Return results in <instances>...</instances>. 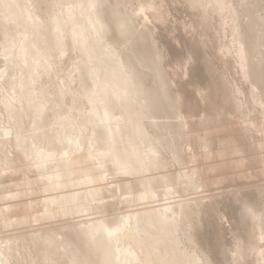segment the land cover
Segmentation results:
<instances>
[{
  "label": "rangeland",
  "instance_id": "374dc122",
  "mask_svg": "<svg viewBox=\"0 0 264 264\" xmlns=\"http://www.w3.org/2000/svg\"><path fill=\"white\" fill-rule=\"evenodd\" d=\"M13 1L17 0H0V12L9 18H16L12 13L14 10ZM37 1L38 0L35 2L34 0H25V2L18 1L20 6L18 3H16V6L22 9L28 7L29 10H34L35 12L40 8L41 11H38L37 14L41 19L46 21L50 18L52 11L46 9L43 3L40 5V0L38 6ZM65 1H67V3L69 2L68 0ZM118 1L115 3L114 0H109L114 7L117 6L121 13L128 15L132 24L134 23L133 26L136 33L141 37L140 38L136 35L139 37L141 51L144 54H147L145 56L148 59V66H139L137 70H140L141 67L144 68L140 70L144 74V84L155 90H158L159 88L158 92L164 99L161 100L162 104L160 106L162 108L160 107V109L152 111V113L154 112V115L156 114L154 116L151 112L147 113L144 108L140 106L142 104L141 102H138L139 98H137L136 92V95L133 96L131 90H126V88L123 90V94L126 96L125 98L129 95L128 99H126L128 103L126 100H123L125 102H122L117 97H114L112 101V97L108 95V102H113L110 106H115H112L114 109L111 107L114 111L112 110L113 114L111 115L113 117H111L112 121L110 120L109 123H112V125L115 126L118 122L117 119H120L122 125L117 124L116 128L118 131L116 132L120 134V139L123 140V142L126 140L124 145L128 146H126V148L128 149L127 151L129 152V155L135 158H140V155L143 154L144 151L146 152L150 149L151 144L155 146L154 149L158 154V162L161 163L163 167L160 168L158 172H153L152 177H158L163 174L165 176L164 179L167 181L169 180V186H165L166 183L163 182L164 179L161 182L152 180L153 188L155 187V194H159V197L157 196L159 199L149 203L147 200L142 201L141 198L140 200L138 199V197L144 193V188L140 186V176L136 174H122L119 169H116L111 161L105 162V164L102 163L101 166L103 167H101L100 164H98L99 166L97 165L98 162L96 163L95 158H88L86 162H84L85 160H82L83 163H81L82 161L78 163L79 161L77 158L81 155L83 159L86 158L87 155L92 156V154H95L93 153L95 151L94 146H91L93 144L91 139H88L89 143H87L86 140L87 138H90L94 132L93 130H95L92 129V125L94 124L93 128H95L96 125V129H98L97 125L99 122L101 123V121L98 119H96V121L94 119L95 121H90L89 123L90 104L87 102L88 100H86L85 96L87 90L89 91V89H92L91 87H93L95 79L93 80L90 78L93 75H91L90 70H93L92 67L87 65L89 61L88 58L86 59V52L79 49L75 40L73 41L74 38H72L71 34L66 30L70 28L71 22H69V25H66L67 28L65 29V32H63L64 36L62 38L64 44L60 45V43L56 41L53 44L52 41V48L50 47L48 58L51 63H54L49 64V71H46V74L45 71L42 70L43 73L41 72L39 73L40 75L38 74L36 76V81L31 84L29 90L26 89L27 93L25 92L23 94L22 99L25 101L24 103L26 106L23 102L22 105V100L18 101L14 98L16 100L14 101L13 99H10V96H14L13 90H11L13 84L11 83H13L15 79L20 78V76L23 77L22 74L30 69L31 66L26 67L25 64L20 66L21 63H14L15 60L13 58L11 59L9 56H6L5 58V55H3L1 51L3 46L2 43L6 45L9 37H11L10 40H18H15L18 45L20 36L25 32V30H23L25 27H23L24 25L22 21L20 22L21 25L19 22H8V25H5V29L2 31L1 23L0 95H3L4 100H6L5 98H8L9 101H14L12 103L13 105H16L14 109L16 113L14 110H4L5 106H3V103L5 101L0 96V138H2V140H0V255L3 256H0V258H3L0 263L2 264L5 261V264H13V262L14 264H78V262L80 263L81 261H79V259L76 261L74 258H76L81 251H84L86 254L88 253L86 251H89L90 253L93 252L92 255L89 253L88 256L87 261H89V264H102L104 260L107 262V255L101 247L102 244L99 245L100 249L94 247V250L91 238L96 237L98 234L101 235V232L103 235V231H107L105 230L107 228L112 229L116 227L124 215L139 213L142 209L144 210L146 207H149L150 204L155 206L159 204L161 205L166 202L165 198L169 196L168 198L170 201H175L177 199H182L184 202L187 200V202L191 201L190 203L185 202L187 205L186 207H188L189 210V215L184 221L183 219L180 220V226L178 224V228H176V237L178 236V247L181 251L185 250L184 252L189 254H192L193 252V255L197 257V262L195 264H264V133L263 135H260L257 132V129L251 128V135H254V138L251 135L241 134L244 131L245 126L251 122L256 125L260 123L259 125L262 128L261 121L263 119V113L258 105L256 106L253 97H251V94L253 93L251 83H249L250 81L248 78L247 80L244 76L242 77L241 69L238 66V59H235L236 54H232L235 53L232 33L230 34V31L232 32L233 29V27H230L232 26L230 23L233 24V20L229 17H224V15L220 14V12L214 7L208 6L205 9H201L194 0H122L123 3L121 0L120 2ZM257 1H259L261 5L259 8L260 11H257V14L264 15V0ZM73 4H75L74 1ZM63 6L61 5L60 10L65 12ZM142 7L144 8L142 9ZM4 9H8V11L4 12ZM111 9L112 8H110V10ZM122 10L125 12H122ZM1 21L3 20L0 18V22ZM223 23L226 26H224ZM120 39L122 38L112 31L107 34V42L109 41L110 44L113 43L112 45L116 49L115 51H117V49L120 50L121 48L119 51L120 53L124 50V52L129 54L130 52L125 50L126 46L123 47L124 44H121ZM230 40L232 41V44ZM103 41L99 44L101 47H106V41H104L105 43ZM10 42L8 41V43ZM78 42H80V40H78ZM91 42L95 43V41ZM117 46L121 47L117 48ZM225 47L228 48V52ZM61 51H63V53H61ZM225 52L228 53V56L225 55ZM63 54H65V56ZM112 56L115 59L116 56L113 54ZM222 56H224V58ZM226 57H228V59ZM8 58L12 62L8 61ZM122 58L125 60L126 54L123 53ZM52 59H54V61ZM104 59L105 57L103 56H100L99 58L100 61ZM114 59H112L113 61H109L111 66L106 67V69L115 67V69H112V73L116 72L118 76L121 75V79H124L122 76V70L120 69V71L118 69L117 60ZM116 59L118 58L116 57ZM59 60L61 61L60 63ZM100 61L98 62L99 66L102 64ZM74 64L77 65L75 68H73ZM89 64H91V62ZM53 65H56L57 67ZM78 66L80 68L76 69ZM21 67H25L26 70ZM82 67L83 69H81ZM22 69L25 71L23 70V72ZM35 69L41 70L39 67ZM106 69L103 70L102 75L100 76L103 80H106L107 83L109 76L107 71L109 69ZM55 70H57V72ZM77 70L80 71L78 72ZM82 70L84 73L87 72L85 73L86 75L90 73V75H87L89 76L88 78L84 73L81 76L82 78L77 77L79 76L78 73L82 72ZM21 71L22 74H20ZM97 71H99V69H97ZM159 71L162 74L163 82L158 79ZM3 72L6 73L4 74ZM33 72L35 73L36 70H33ZM92 73L95 74V72ZM41 75H46V78L43 76V80ZM66 75L67 77L65 78ZM1 79L5 83H3ZM49 79L51 80L49 81ZM54 80L56 87L54 86ZM60 80H62V82ZM59 82L65 85H62ZM69 83L70 85H68ZM81 84H84V86L82 85L84 88L85 86L86 88L87 86L89 87L87 89L85 88V96L82 95L84 94V90ZM108 84L110 85L109 82ZM61 86L63 90L61 89ZM65 86L68 87L65 88ZM157 86L158 88H156ZM123 87L124 82L116 80L115 84L112 85V87L110 85L108 88H113L114 90L119 91ZM57 91L61 92L58 93ZM199 92L206 93V97L201 96ZM110 93L112 92L109 91V94ZM166 94L168 95V98L164 97ZM77 96L80 100H78ZM82 97H85V99ZM165 99H168L169 101L167 100L168 102H165ZM258 99V101H263V98L261 97H258ZM27 100L28 104L26 103ZM163 102H165L164 107ZM122 103L125 104L126 109ZM36 105H44V107H46L43 114L40 115L41 117L36 116V114L39 113L35 111ZM169 105H171L173 109H171V106L169 107ZM177 105L179 106L178 108H176ZM138 107L141 108L139 111H136ZM167 107L169 111L165 110ZM130 109H132V111ZM161 109L165 110L164 115L166 117H163L164 110L162 111ZM178 111L180 112L179 114H181L180 117L182 119L178 117ZM6 112L8 114H6ZM127 114H129V117ZM157 114H160V117L162 118H159ZM136 115L138 117H136ZM139 115H142L143 117L144 115L147 116L142 118V116L140 117ZM17 116L20 118L18 119ZM133 117H136V122L140 121L138 122L139 125L142 124L139 126L138 130H136L138 124H132L134 121ZM139 117L141 120H139ZM36 118L39 121H35ZM152 119L157 121L159 125L161 122H165L170 129L168 128L167 130V125L165 127L156 125V127L153 124L155 122H153ZM158 119L160 121H158ZM17 120L18 122H14ZM180 120L183 121V127H181L182 123ZM244 122L246 124L242 125ZM152 124L153 127L151 126ZM172 124L174 126H172ZM249 126L251 127L250 124ZM5 127H7V129L9 128V134H4ZM1 128L3 129L2 131ZM61 129L66 138L64 141L62 140L64 142L63 147L67 146L64 148L61 147L62 143H60L62 137L64 139V136L61 134L62 137L60 138L61 135L58 134L62 131ZM10 130L12 132H10ZM135 131L137 133L136 135ZM97 132L98 130L96 133ZM131 132H133V134ZM90 133L92 134L89 135ZM56 134H58L59 137H55L57 136ZM127 135H129V137ZM7 136L9 137L8 139ZM248 136H250L251 139H248ZM68 137L71 139L69 140ZM77 137L80 141L79 143L76 141L77 144H74L75 146L77 145L75 151L72 149L74 146H71L69 141H75ZM50 138L53 139V141H51ZM56 138H59L58 141L55 140ZM261 138L262 140H259ZM254 139H256V141ZM90 141L92 143L91 145ZM57 142L61 145H57ZM65 142L67 143L65 144ZM260 142H262V146H257ZM80 143L83 144L81 145ZM87 147L90 150L92 149V151H89ZM237 148L241 149L238 153H236L235 150ZM86 149H88L90 153L86 151ZM234 153H236V155ZM64 155H67V158L70 159L68 160V162H71H69V165L72 164L71 159H75L77 165L73 160L74 165L72 164L73 166H70L71 168L65 167L64 163L67 161L63 159ZM93 164L96 166H93ZM78 165L80 166L79 169H81V171L84 170L81 172L82 174L79 173L80 170L78 169ZM75 168L78 169L79 172L74 170ZM66 169H69L70 171L73 169L69 172L71 173L70 176H73L72 174L75 175L76 173L78 175L76 174L77 176L75 175L73 178L66 176V174H68V172L66 173ZM88 169H90V171ZM183 170L188 176H183ZM57 172L58 175H55ZM59 172L62 174H59ZM85 172H89L88 175H86ZM90 172L93 174H90ZM63 175L66 179L63 178ZM88 176L89 179L94 177L95 180L92 179L91 183L87 178ZM68 177L70 179H68ZM55 178L57 179L56 182L59 179L61 180V178L64 180V183L67 184V186H65L66 189L64 188L65 190L62 189L64 186H60L61 183L57 182L60 184L58 185L54 182ZM83 179L85 181H83ZM60 180L59 182H61ZM76 180L84 183L78 182L81 185L78 183L76 184ZM73 182L75 185H72ZM124 183L126 186H124ZM68 184H71L73 187L68 186ZM54 185H57L55 188L58 187L59 191L54 188ZM50 190L53 191L51 192ZM61 190L64 191L62 192ZM73 192L76 195L75 197H77L74 198V200L76 199L75 202H73V199L71 202V198H69V200L66 198V200L64 197L63 203L67 204H58V202L57 204H54L56 201L55 199H52V196L55 195L54 197H56L64 194L63 196L66 195L67 197V195ZM197 196L201 198V200H199ZM51 200H53V204H50V202L52 203ZM67 206L71 208L69 209ZM72 207L75 210L72 209ZM195 208H198V214H196L195 211L197 210ZM49 209L53 210H51L52 213L48 211ZM41 215H43V219H40ZM100 228L104 230H101ZM137 229L139 230L138 233H136V236H139V239L142 240V242H139L140 240H136L135 242L132 240L133 243L132 241L125 239L128 243V247H126L127 243L123 240L125 243L122 242V245L126 246L123 247L121 245L118 250L121 251L126 248V252L123 254L122 250V254L120 255L124 258L121 259L120 256L117 255L115 261H109V263L107 262L108 264H110V262L113 264H130L135 258H141L139 259L140 262L136 259V261L133 260L134 263L131 264H137L138 262V264H140L141 260H143L142 264H148V262L151 261L149 258H146V252L151 256L160 245L149 238V233L145 231V228L140 222L136 226V230ZM88 230L89 232H87ZM93 233H95L96 236L94 235L92 237ZM154 235L159 241L164 240L163 242H165L164 236L160 233L155 232ZM189 236L192 237V240L189 239ZM137 241L138 244L136 246H131L130 243L135 245ZM166 246L167 247L163 246L159 252V254L164 257L166 264L168 262L169 264H180L181 262H184L182 261L183 257H181V255L177 254V256L175 254V261L173 260L172 255L169 254V252H172L175 245L166 243ZM134 247L137 248L135 249ZM130 250L134 253H132L133 257L130 255ZM163 250L166 253H163ZM168 250L171 251L168 252ZM127 251L129 253H127ZM129 255L132 259L129 258ZM103 256L106 258L103 259ZM176 256L178 258H176ZM126 257L129 258V262H126V260H128ZM177 259H179V261L181 260V262L178 263L179 261ZM105 261L104 264H107Z\"/></svg>",
  "mask_w": 264,
  "mask_h": 264
},
{
  "label": "bare ground",
  "instance_id": "6f19581e",
  "mask_svg": "<svg viewBox=\"0 0 264 264\" xmlns=\"http://www.w3.org/2000/svg\"><path fill=\"white\" fill-rule=\"evenodd\" d=\"M18 1H24L25 2V0H17V1H13L14 2V6H13V8H14V10L12 11V13L14 14V16L16 17V18H9L8 16H5V15H3L1 12H0V15H1V19L4 21H1L0 22V24L2 25V31H4V29H5V25H8V22H12V23H17V22H21L22 21V23H23V27H25V29L23 28V30H25V32L20 36V38H19V43H18V45H17V42L16 41H18V40H16V39H11L10 40V38L11 37H9L8 38V41L10 42V43H8V41L6 42V45H4L3 43H2V54L3 55H5V58H6V56H9V57H11V59L13 58L14 60H15V62L14 63H21V65L20 66H22V64L24 65L25 64V66L27 67V66H31V68L30 69H28L26 72H24L25 70H26V68L25 67H21V68H24V69H22V71L24 72V74H22V71H21V73L20 74H22V76L23 77H21L20 76V78H17V79H15V80H17V81H13V83H11V84H13V86L11 87V90H13V93H14V96H10V99H13L14 101H16L14 98H16L18 101H20V100H22L21 101V103L23 102H25V101H23V94L26 92V89H28L29 90V88H30V86H31V84L32 83H34L35 81H36V76L39 74V73H43V71L42 70H44L45 71V73L47 74V72L46 71H49V64L51 63L50 62V60H49V51H50V47H51V44H52V41H53V44H54V42L56 41V42H59L60 43V45H63L64 43H63V36H64V34H63V32H65V29L67 28L66 27V25L68 24H70L69 22H71V26H70V28L69 29H66L68 32H69V34H71V36H72V38H74L73 39V41L75 40V42H76V44H77V46L79 47V49H81V50H83L84 52H86V54H84V55H86L87 57H86V59L88 58V61H89V63L91 62V64H87L88 66H90V67H92V70L93 71H91L90 70V73H91V75L93 76H91L90 78L91 79H95V81L93 82V80H92V82H93V87H91L89 84V86L92 88V89H89V91L87 90V92H86V90H85V88H86V86H85V88L83 87L84 86V84H81V86H82V88H83V90H84V94H82L83 96H85V92H86V100H88L87 102H89V104H90V109H89V111H90V113H89V123H90V121L92 122V121H95L96 119H98V120H100L101 121V123L99 124L98 123V129H96V125H95V128H93V125H92V129H95V130H93L94 132H93V134L92 133H90L89 135H91L90 136V138H87V140H86V142L87 143H89L88 141V139H91V141H92V143H91V141H90V145L91 146H94V149H95V151L93 152V153H95L94 155L92 154V156L90 155V156H86V158H83L82 159V155L79 157V158H77L76 156V158H77V160L79 161L78 163H80V161H82V160H85L84 162H86V160L88 159V158H91V159H93V158H95L96 159V163H97V165L98 164H100V166H101V164L103 163V164H105V162H112V164L116 167V169H119L120 171H121V173L123 174H127V175H129V174H136V175H138V176H140V181H141V185L140 186H142L143 188H144V193L141 195V196H139L138 197V199L140 200V198L142 199V201H145V200H147V202H151V201H156L157 199H159V198H157V196L159 197V194L158 193H156L155 194V187L153 188V184H152V180H155V181H158V182H161L164 178H165V176L163 175V174H161L160 176H156V177H152V173L153 172H158L159 170H160V168H162L163 167V165L161 164V163H159L158 162V154H157V151L154 149L155 148V146L153 145V144H151L150 145V149H148V151H144L143 152V154H141L140 155V158H135V157H133V156H131V155H129V152L127 151L128 149L126 148V146L124 145V142L126 141L125 140V138H124V142H123V140H121L120 139V134L118 133V132H116V131H118L117 130V128H116V126H117V124H121L120 123V119L118 118L117 119V124L115 125V126H113L112 125V123H109L110 122V120L112 121V118L111 117H113L111 114H113V112H112V110L114 109L112 106H114V105H112V106H110V104H112L113 102H108L109 100L107 99V97H108V95L109 96H111L112 97V101H113V98L114 97H117V98H119V100H121L122 102H125V101H123V100H126V99H128V97H129V95H128V97L127 98H125L126 96H124L125 94H123V90H125V88H126V90H131L132 91V93H133V96L134 95H136L135 94V92L137 93V98H139L140 99V101H139V99H138V102L140 103L141 102V104L142 105H140V106H142L143 108H144V110L148 113V112H151V114H153L152 113V111H154V110H157V109H160V105L162 104L161 102V100L162 99H164L162 96H161V94L158 92L159 91V88H158V86H159V84H158V86L156 87V88H158V90H155V89H152V88H149V87H147L145 84H144V82H143V76H144V74H143V72L142 71H140V70H142V69H144V68H142V67H146V66H148V59L146 58V56L145 55H147V54H144L142 51H141V48H140V43H139V37H140V35H138L137 33H136V30H135V28H134V26H133V24H132V22H131V20H130V18L128 17V15H125V14H123V13H121L119 10H118V8H117V6H113V4H111V2H109V0H68L69 2L67 3V1H65V0H40V5H42V3H43V5H44V7L46 8V9H50L52 12V14H51V16H50V18L49 19H47L46 21L45 20H43V19H41L40 17H39V15L37 14V12L38 11H41L40 10V8L38 9V11L37 12H35L34 10H29V8L27 7V8H24V9H22V8H20V7H17L16 5V3H18ZM33 1V0H32ZM36 0H34V2H35ZM73 1L75 2V4H73ZM115 1V3H117V1L118 0H114ZM141 1V0H140ZM194 1H196L197 3V5L202 9H205V8H207L208 6H211V7H214V8H216L219 12H220V14H223L224 15V17H229L230 19H232L233 20V24L232 23H230L232 26H230V27H233V29H232V32L230 31V34L232 33V41H233V45L235 46V50H234V52L235 53H232L233 55H235L236 54V58L235 59H238V66L240 67V69H241V73H242V77L244 76L245 77V79H249V83H251V89H252V96L251 97H253V99H254V101H255V103H256V106L258 105V107H259V109L261 110V112L263 113V119H262V128L260 127V123L258 124V125H256V124H254L253 122H251V123H248V125L247 126H245V128H244V131L241 133V134H246V135H251L252 133H251V128H255V129H257V132L260 134V135H263V133H264V15H259V14H257V11H260L259 10V8L261 7V5H260V3H259V1H257V0H194ZM193 1V2H194ZM31 2V1H30ZM118 2H120V0L118 1ZM121 2L123 3V1L121 0ZM36 4V3H35ZM18 5L20 6V3H18ZM23 5V4H22ZM21 5V6H22ZM27 5V4H26ZM34 5V4H33ZM37 5L39 6V0L37 1ZM37 5H36V8H37ZM61 5L64 7V10H65V12L64 11H62V10H60V7H61ZM120 5V4H119ZM112 8L111 10H110V8ZM210 7V8H211ZM109 8V9H108ZM141 8V7H140ZM144 7H142V9H143ZM141 9V10H142ZM216 10V11H217ZM8 11V9H4V12H7ZM42 11H43V9H42ZM201 11V10H200ZM23 12H24V15H23ZM45 12V11H44ZM122 12H125V11H123L122 10ZM41 13V12H40ZM43 14H46V13H43ZM128 14V13H127ZM138 14V13H137ZM41 15V14H40ZM136 15V14H135ZM24 16H25V19H24ZM43 16V15H42ZM45 16V15H44ZM137 16V15H136ZM46 17V16H45ZM223 17V16H222ZM223 17V18H224ZM225 19V18H224ZM70 20V21H69ZM203 20V19H202ZM228 22V21H227ZM5 23H7V24H5ZM224 24V23H223ZM229 24V23H228ZM229 24V25H230ZM20 25H21V23H20ZM138 26V25H137ZM224 26H226L225 24H224ZM19 27V26H18ZM230 27H229V30H230ZM137 28V27H136ZM225 28V27H224ZM138 30V29H137ZM114 32L117 36H119V37H121L122 39H120V41H121V44L123 43L124 45H123V47L124 46H126V48H125V50L126 51H129L130 53L128 54V53H126V52H124V50H122L121 51V53L119 52L120 50H121V46L120 47H118L117 46V48H120V50H118L117 49V51H115L116 49L113 47V43L112 44H110L109 43V41L107 42V34L109 33V32ZM21 32V31H20ZM53 32V33H52ZM81 34H82V36H81ZM4 35V34H3ZM67 35V34H66ZM136 35H138V36H136ZM70 36V35H69ZM5 37V36H4ZM141 38V37H140ZM69 39V38H68ZM150 39V38H149ZM4 40H5V38H4ZM16 40V41H15ZM78 40H80V42H78ZM95 41V43H93V42H91V41ZM106 41V47H101L100 46V44H101V41ZM151 40V39H150ZM103 41V42H104ZM143 41V40H142ZM231 41V40H230ZM232 41H231V44H232ZM70 42V41H69ZM222 42V41H221ZM229 42V41H228ZM74 43V42H73ZM100 43V44H99ZM105 43V42H104ZM8 44V45H7ZM75 44V45H76ZM120 44V43H119ZM143 44V43H142ZM141 44V45H142ZM69 46V45H68ZM231 46V45H230ZM16 47V48H15ZM58 47V46H57ZM233 47V46H232ZM15 48V49H14ZM52 48V47H51ZM66 48V47H65ZM71 48V47H70ZM74 48V47H73ZM77 48V47H76ZM226 48V47H225ZM0 49H1V45H0ZM110 49V50H109ZM220 49H222V48H220ZM227 49L228 48H226V51H227ZM229 49H230V47H229ZM232 49V48H231ZM60 50V49H59ZM113 50V51H112ZM71 51V50H70ZM68 52V51H67ZM112 52V53H111ZM118 52V53H117ZM145 52V51H144ZM228 52V51H227ZM230 52V51H229ZM233 52V51H232ZM57 53V52H56ZM61 53H63V51H61ZM123 53L124 54H126V58H125V60L122 58V56H123ZM226 53V52H225ZM73 54V53H72ZM112 54L113 55H115L118 59H116V57H115V59L113 58V56H112ZM222 54V53H221ZM59 55H62V54H59ZM64 56H65V54H63ZM225 55H227L228 56V53H226ZM100 56H103V57H105V59L104 60H99V58H100ZM19 57V58H18ZM54 57H55V55H54ZM53 57V58H54ZM223 58H224V56H222ZM4 58V57H3ZM17 58V59H16ZM62 58V57H61ZM83 58V57H82ZM91 58V59H90ZM151 58H152V56H151ZM157 58V57H156ZM227 59H228V57H226ZM229 58H231V57H229ZM234 58V57H233ZM9 59V58H8ZM58 59H59V56H58ZM112 59H114V60H117V67H118V69L120 70H122V76L124 77V79H121L122 77H120V76H118L117 75V73L116 72H113L112 73V69H115V67L114 68H112V67H110V68H108V69H106V67H108V66H111V64H109L110 62V60H112ZM153 59H154V57H153ZM158 59V58H157ZM226 59V60H227ZM234 59V60H235ZM53 61H54V59H52ZM56 60V59H55ZM62 60V59H61ZM76 60V59H75ZM160 60H162V59H160ZM4 61H5V59H4ZM7 61V60H6ZM8 61H11L10 59L8 60ZM57 61V60H56ZM100 61V63H102L101 64V66H99L98 65V62ZM113 61V60H112ZM131 61V62H130ZM12 62V61H11ZM10 62V63H11ZM61 61L59 60V63H60ZM156 62V61H155ZM52 63H54V62H52ZM51 63V64H52ZM112 63V62H111ZM237 63V62H236ZM56 64H58V63H56ZM159 64V63H158ZM17 66V65H16ZM15 66V67H16ZM53 66H56V65H53ZM75 66H77V65H73V68H75ZM115 66V65H114ZM139 66H142L141 68H140V70L138 69L137 70V68H139ZM152 66V65H151ZM9 67V66H8ZM12 67V66H11ZM18 67H19V65H18ZM37 67H39L41 70H37V69H35V68H37ZM57 67V66H56ZM87 67V66H86ZM154 67V66H153ZM78 68H80L79 66L76 68V69H78ZM88 68V67H87ZM149 68V67H148ZM81 69H83V67L81 68ZM91 69V68H90ZM97 69H99V71H97ZM104 69H106V70H108L107 71V73H108V80H107V83H106V80H103L102 78H101V76L100 75H102V72H103V70ZM10 70V69H9ZM8 70V71H9ZM33 70L35 71L36 70V72L34 73L33 72ZM85 70V69H84ZM120 70V71H121ZM153 70V69H152ZM13 71H15V70H13ZM56 72H57V70H55ZM62 71V70H61ZM74 71V70H73ZM72 71V72H73ZM78 71V70H77ZM80 71V70H79ZM78 71V72H79ZM87 71H89V70H87ZM145 71V70H144ZM147 71V70H146ZM154 71V70H153ZM50 72H51V70H50ZM54 72V71H53ZM53 72H52V75H53ZM77 72V73H78ZM92 72H95V74L94 73H92ZM152 72V71H151ZM4 73V72H3ZM6 73V72H5ZM4 73V74H5ZM7 73H9V72H7ZM12 73V72H11ZM14 73V72H13ZM77 73H75V74H77ZM84 73V71L82 70V72H80V73H78V75L79 76H77L78 78L80 77V78H82L81 76H82V74ZM85 73H87V72H85ZM84 73V74H85ZM90 73L89 74H87V75H90ZM121 73V72H120ZM157 73V72H156ZM155 73V74H156ZM2 74V73H1ZM51 74V73H50ZM56 74V73H55ZM72 74V73H71ZM119 74V73H118ZM9 75V74H8ZM40 75V74H39ZM57 75V74H56ZM73 75V74H72ZM86 75V74H85ZM86 75V77L88 78L89 76H87ZM107 75V74H106ZM106 75H105V77H106ZM151 75V74H150ZM152 75H153V73H152ZM6 76H7V74H6ZM16 76V75H15ZM43 76H45V78H46V75H43ZM43 76L41 75V77L43 78ZM48 76V75H47ZM51 76V75H50ZM75 76V75H74ZM156 76V75H155ZM10 77H12V76H10ZM17 77V76H16ZM19 77V76H18ZM40 77V78H41ZM56 77H58V76H56ZM67 77V75L65 76V78ZM71 77V76H70ZM115 77H117V78H115ZM146 77V76H145ZM4 78H5V76H4ZM4 78H3V80H4ZM7 78V77H6ZM41 78V79H42ZM49 78V77H48ZM53 78V77H52ZM60 78V77H59ZM61 78H63V77H61ZM89 78V79H90ZM103 78H104V76H103ZM120 78V79H119ZM149 78V77H148ZM156 78V77H155ZM219 78V77H218ZM9 79V78H8ZM11 79H13V78H11ZM40 79V80H41ZM54 79V78H53ZM75 79H77V78H75ZM106 79V78H105ZM158 79L159 80H161L162 81V74L160 73V71H159V73H158ZM247 79V80H248ZM2 80V79H1ZM2 80V81H3ZM7 80V79H6ZM43 80H44V78H43ZM51 79H49V81H50ZM67 80H69V79H67ZM78 80V79H77ZM79 80H81V79H79ZM86 80H88V79H86ZM116 80H119V81H123L124 82V87L123 88H121L119 91H116V90H114L113 88L112 89H109L108 87L111 85V87H112V85H114L115 84V81ZM5 81V80H4ZM3 81V83H5ZM38 81V80H37ZM48 81V82H49ZM56 81H57V79H56ZM61 82H62V80H60ZM65 81V80H64ZM74 81V80H73ZM168 81V80H167ZM41 82V81H40ZM61 82H59V83H61ZM70 82H72V81H70ZM75 82H76V80H75ZM82 82V81H81ZM108 82L110 83V85L108 84ZM156 82V81H155ZM163 82V81H162ZM50 83V82H49ZM80 83V82H79ZM79 83H78V85H79ZM86 83V82H85ZM88 83V82H87ZM107 85H106V84ZM58 84V83H57ZM56 84V85H57ZM62 84V83H61ZM76 84V83H75ZM169 84V83H168ZM171 84V83H170ZM175 84V83H174ZM3 85H5V84H3ZM7 85V84H6ZM38 85V84H37ZM60 85V84H59ZM62 85H65V84H62ZM68 85H70V83L68 84ZM72 85V84H71ZM54 86H55V80H54ZM53 86V87H54ZM106 86V87H105ZM52 87V88H53ZM56 87V86H55ZM68 87V86H67ZM66 86H65V88H67ZM164 87V86H163ZM222 87V86H221ZM2 88V87H1ZM49 88H51V87H49ZM59 88V87H58ZM72 88V87H71ZM80 88V87H79ZM87 88H89L88 86H87ZM86 88V89H87ZM239 88V87H238ZM61 89H62V86H61ZM60 89V90H61ZM221 89V88H220ZM232 89V88H231ZM236 89H237V87H236ZM3 90V89H2ZM4 90H6V89H4ZM63 90V89H62ZM74 90V89H73ZM72 90V91H73ZM79 90H81V89H79ZM83 90H82V92H83ZM110 92H112V93H110L109 94V91ZM173 90V89H172ZM234 90V89H233ZM55 91V90H54ZM238 91V90H237ZM237 91H235V92H237ZM4 92V91H3ZM3 92H2V94H3ZM29 92H31V91H29ZM58 92V91H57ZM61 91H59L58 93H60ZM63 92V91H62ZM70 92V91H69ZM114 92H116V93H114ZM128 92H130V91H128ZM163 92H165V91H163ZM12 93V92H11ZM10 93V94H11ZM27 93V92H26ZM32 93H34V92H32ZM31 93V94H32ZM75 93V92H74ZM131 93V94H132ZM200 93V92H199ZM210 93V92H209ZM220 93V92H219ZM239 93V92H238ZM5 94V93H4ZM52 94H54V93H52ZM76 94V93H75ZM126 94H130V93H126ZM164 94V93H163ZM201 94V96H203V97H206V93H200ZM221 94V93H220ZM235 94V93H234ZM27 96H29L28 94H26ZM59 95V94H58ZM211 95V94H210ZM213 95V94H212ZM1 96V95H0ZM36 96V95H35ZM42 96V95H41ZM40 96V97H41ZM54 96V95H53ZM168 95L166 94L164 97L166 98ZM234 96V95H233ZM2 97V99L4 100V97H3V95L1 96ZM6 97V96H5ZM30 97V96H29ZM57 97V96H56ZM80 97H81V95H80ZM85 97H82V98H84L85 99ZM131 97V96H130ZM202 97V98H203ZM215 97V96H214ZM258 97H261V98H263V101L261 100V101H258L259 99H258ZM32 98V97H31ZM77 98H78V96H77ZM81 98V99H82ZM168 98V97H167ZM208 98V97H207ZM210 98V97H209ZM6 100H4L5 102L3 103V104H1V105H3V106H5L4 107V110L6 111V110H9V111H13L14 109H15V107H16V105H13V103L12 102H14V101H12L11 102V100L9 101V99L8 98H5ZM25 99V98H24ZM28 99V98H27ZM178 99V98H177ZM204 99V98H203ZM206 99V98H205ZM222 99V98H221ZM251 99V98H250ZM1 100V99H0ZM78 100H80V98H78ZM132 100H133V98H132ZM135 100H136V98H135ZM168 99H165V102L167 101ZM212 100V99H211ZM237 100V99H236ZM32 101V100H31ZM115 101V100H114ZM164 101V100H163ZM169 101V100H168ZM167 101V102H168ZM239 101V100H238ZM3 102V101H2ZM1 102V103H2ZM126 102H127V100H126ZM133 102V101H132ZM137 102V101H136ZM165 102H163V107H164V103ZM175 102V101H174ZM16 103V102H15ZM14 103V104H15ZM20 103V102H19ZM23 103H22V105H23ZM26 103L28 104V100L26 101ZM32 103V102H31ZM128 103V102H127ZM138 103V104H139ZM254 103V104H255ZM123 104V106L125 107V109H126V106H125V104L124 103H122ZM132 104V103H131ZM167 104V103H166ZM170 104V103H169ZM173 104V103H172ZM19 105V104H18ZM18 105H17V107H18ZM24 105H25V103H24ZM133 105V104H132ZM168 105V104H167ZM26 106V105H25ZM123 106H121V107H123ZM134 106H136V105H134ZM139 106V105H138ZM171 105H169V107H170ZM238 106V105H237ZM20 107V106H19ZM24 107V106H23ZM88 107V108H89ZM111 107L113 108V109H111ZM115 107V106H114ZM179 106L177 105V107L176 108H178ZM5 108H7V109H5ZM21 108H22V106H21ZM20 108V109H21ZM129 108H130V106H129ZM128 108V109H129ZM141 107H138V109L136 110V111H139V109H140ZM162 108V107H161ZM166 108V107H165ZM30 109V108H29ZM44 109H46V107H44V105H36V108H35V111L36 112H39L38 114H36V116H40L41 114H43V112H44ZM170 109V108H169ZM171 109H173V107L171 106ZM26 110V109H25ZM131 111H132V109H130ZM143 110V109H142ZM143 110V111H144ZM162 111L164 110V109H161ZM166 111H169L168 110V107H167V109H165ZM165 110L163 111V115L165 114ZM174 110H175V108H174ZM178 110V109H177ZM4 111V112H5ZM114 111V110H113ZM129 111V110H128ZM135 111V110H134ZM141 111V110H140ZM161 111V112H162ZM226 111V110H225ZM14 112H15V110H14ZM13 112V113H14ZM25 112V111H24ZM116 112H117V110H116ZM170 112H172V111H170ZM170 112H168V113H170ZM10 113V112H9ZM16 113V112H15ZM17 113H18V111H17ZM167 113V114H168ZM180 112L178 111L177 112V115H178V117H180L181 116V114H179ZM237 113V112H236ZM6 114H8L7 112H6ZM19 114V113H18ZM134 114H135V112H134ZM137 114V113H136ZM139 114H140V112H139ZM141 114H142V112H141ZM144 114H146V113H144ZM166 114V115H167ZM14 115V114H13ZM16 115V114H15ZM20 115H21V113H20ZM19 115V116H20ZM129 114H127V116H128ZM154 115V114H153ZM153 115H152V117H153ZM156 115V114H155ZM154 115V116H155ZM158 115V114H157ZM175 115V114H174ZM10 116H12V115H10ZM9 116V117H10ZM19 116H17L18 117V119L20 118ZM26 116V115H25ZM140 116V115H139ZM142 116V115H141ZM140 116V117H141ZM147 115H144V117L142 116V118H145ZM159 116V118H162V117H160V114L158 115ZM162 116V115H161ZM15 117V116H14ZM41 117V116H40ZM126 117V116H125ZM129 117V116H128ZM136 117H138L137 115H136ZM135 117V118H136ZM139 117V118H140ZM151 117V116H150ZM151 117V118H152ZM163 117H166L165 115L163 116ZM177 117V116H176ZM13 118V117H12ZM11 118V119H12ZM123 118H124V116H123ZM134 118V117H133ZM133 119L134 121L136 120V119ZM138 118V119H139ZM150 118V119H151ZM181 118V117H180ZM10 119V120H11ZM15 119H16V117H15ZM42 119V118H41ZM95 119V120H94ZM155 119V118H154ZM182 119V118H181ZM21 120V119H20ZM132 120V121H133ZM139 120H141V118L139 119ZM153 120V119H152ZM151 120V121H152ZM164 120H165V118H164ZM35 121H39V120H37V118H36V120ZM97 121V120H96ZM126 121V120H125ZM129 121V120H128ZM133 121V125L135 124V123H137L138 125L136 126L137 128H136V130H138L139 129V126H141V125H139V123L138 122H140V121H138V122H134ZM158 121H160L159 119H158ZM171 121V120H170ZM179 121V120H178ZM181 121V120H180ZM14 122H18V120L17 121H14ZM41 122V121H40ZM153 122H155V123H153L155 126L157 125H159V123L157 122V121H154L153 120ZM243 122V121H242ZM246 122V121H245ZM242 123V125L243 124H246V123ZM24 123V122H23ZM131 123V122H130ZM164 123L165 122H161L160 123V125L159 126H161V127H165L167 124L165 123V125H164ZM181 123H182V125H181V127H183V121H181ZM20 124H22V123H20ZM37 124V123H36ZM149 124V123H148ZM153 124L151 125L152 127H153ZM162 124V125H161ZM169 124V123H168ZM231 124V123H230ZM249 124L251 125V127L249 126ZM12 125H14V124H12ZM91 125V124H90ZM89 125V126H90ZM122 125V124H121ZM136 125V124H135ZM170 125V124H169ZM129 126V125H128ZM150 126V127H151ZM156 126V127H157ZM168 126V125H167ZM172 126H174L173 124H172ZM256 126H257V128H256ZM35 127H36V125H35ZM2 128H4V127H2ZM1 128V131L3 130ZM6 129H4V134H9V128L7 129V127H5ZM12 128V127H11ZM14 128V127H13ZM87 128V127H86ZM125 128V127H124ZM142 128L144 129V127L142 126ZM141 128V129H142ZM160 128V127H159ZM167 128V130H168V128H169V126L168 127H166ZM233 129H235L234 127H232ZM261 128V129H260ZM19 129V128H18ZM37 129V128H36ZM121 129H123V128H121ZM164 129V128H163ZM170 129V128H169ZM173 129V128H172ZM17 130V129H16ZM57 130V129H56ZM60 130V129H59ZM62 130V129H61ZM81 130V129H80ZM91 130V129H90ZM89 130V131H90ZM98 130V132L96 133V131ZM165 130V129H164ZM166 130V131H167ZM78 131V130H77ZM123 131V130H122ZM132 131H133V129H132ZM144 131H145V129H144ZM162 131V130H161ZM242 131V130H241ZM10 132H12L11 130H10ZM17 132V131H16ZM59 132V131H58ZM58 132H56V133H58ZM61 132V133H60ZM58 134L59 135H65V134H63L62 132H63V130L62 131H60ZM66 132V131H65ZM82 132H84V131H82ZM91 132V131H90ZM160 132V131H159ZM162 132H164V131H162ZM161 132V133H162ZM1 133V132H0ZM126 133H127V131H126ZM132 134H133V132H131ZM58 134H56L57 136H55V137H59L58 136ZM78 134V133H77ZM137 133H136V131H135V135H136ZM163 134V133H162ZM166 134V133H165ZM168 134V133H167ZM238 134V133H237ZM236 134V135H237ZM239 134H240V132H239ZM11 135V134H10ZM53 135V134H52ZM62 135L60 136V138L62 137ZM164 135V134H163ZM170 135H172V134H170ZM9 136V135H8ZM7 136V139L10 137H8ZM125 136V135H124ZM128 137H129V135H127ZM131 136V135H130ZM132 136H134V135H132ZM167 136V135H166ZM252 136V135H251ZM254 136V135H253ZM252 136V137H253ZM1 137H2V135H1ZM4 137H5V135H4ZM70 137H71V135H70ZM75 137H76V135H75ZM167 137H169V136H167ZM183 137V136H182ZM241 137V136H240ZM261 137V136H260ZM264 137V136H263ZM6 138V137H5ZM46 138V137H45ZM52 138V137H51ZM50 138V139H51ZM72 138V137H71ZM71 138H69L68 137V139L70 140ZM83 138H84V136H83ZM166 138V137H165ZM248 139H251L250 138V136H248L247 137ZM254 138V137H253ZM11 139H13V138H11ZM10 139V140H11ZM59 139V138H58ZM58 139L56 138L55 140H57L58 141ZM66 138H65V136H64V139H63V137H62V139H61V142L60 143H62V146L61 147H63V141L65 140ZM75 139V138H74ZM79 138L77 137L76 138V140L75 141H72V144H71V141H69L70 143V145L71 146H74L72 149L73 150H75V147L77 146H75L74 144H77V142L79 143V141L80 140H78ZM81 139V138H80ZM131 139V138H130ZM167 139V138H166ZM0 140H2V138H0ZM4 140H6V139H4ZM14 140V139H13ZM16 140V139H15ZM39 140H40V137H39ZM54 140V141H55ZM63 140V141H62ZM121 140V141H120ZM168 140H170V139H168ZM253 140V139H252ZM255 141H256V139H254ZM259 140H262V138L261 139H259ZM8 141V140H7ZM12 141V140H11ZM50 141V140H49ZM51 141H53V139H51ZM67 141V140H66ZM77 141V142H76ZM129 141H131V140H129ZM171 141V140H170ZM257 141H258V139H257ZM25 142V141H24ZM47 142V141H46ZM74 142H76V143H74ZM186 142V141H185ZM252 142V141H251ZM13 143V142H12ZM52 143V142H51ZM54 143V142H53ZM56 143V142H55ZM60 143H58L57 142V145H59ZM67 142H65V144H66ZM86 143V144H87ZM115 143H116V145H115ZM261 143V144H260ZM260 143H258L257 144V146L259 145V146H262V142H260ZM2 144H4V143H2ZM9 144V143H8ZM15 144H16V142H15ZM45 144V143H44ZM81 145L83 144V143H80ZM126 144V143H125ZM264 144V143H263ZM50 145V144H49ZM61 145V144H60ZM88 145V144H87ZM86 145V146H87ZM13 146V145H12ZM53 146H54V144H53ZM78 146L80 147V145L78 144ZM85 146V147H86ZM121 146V147H120ZM64 147H67V146H64ZM63 147V148H64ZM82 147V146H81ZM89 147V146H88ZM87 147V148H88ZM128 147V146H127ZM176 147V146H175ZM264 147V146H263ZM262 147V148H263ZM12 148H14V147H12ZM77 148V147H76ZM90 148V147H89ZM88 148V149H89ZM93 148V147H92ZM55 149V148H54ZM88 149H86V151H88ZM64 150V149H63ZM62 150V151H63ZM236 150V153H238L239 151H241V149L240 148H237V149H235ZM76 151V150H75ZM85 151V150H84ZM89 151H92V149L90 150L89 149ZM88 151V152H89ZM61 152V151H60ZM67 152V151H66ZM73 152V151H72ZM52 153H53V151H52ZM87 153V152H86ZM90 153V152H89ZM176 153V152H175ZM179 153V152H178ZM236 153H234L235 155H236ZM72 154V153H71ZM88 154V153H87ZM69 155V154H68ZM65 156V155H64ZM64 156H63V159H65L67 162H68V160H70V159H68L67 158V155L65 156V158H64ZM73 156V155H72ZM94 156V157H93ZM51 157V156H50ZM175 157V156H174ZM70 158H72V157H70ZM179 158V157H178ZM180 159V158H179ZM182 159V158H181ZM72 160V164L74 165V163H76V161H75V159H71ZM73 160L75 161L74 163H73ZM98 160V161H97ZM51 161V160H50ZM236 161V160H235ZM239 161V160H238ZM57 162V161H56ZM55 162V163H56ZM59 162V161H58ZM65 162V161H64ZM63 162V163H64ZM64 163V165H65V167H70V166H73L72 164L71 165H69V162L68 163ZM61 163V162H60ZM71 163V162H70ZM81 163H83V161L81 162ZM54 164V163H53ZM235 164V163H234ZM64 165H63V167H64ZM76 165H77V163H76ZM80 165H82V164H80ZM86 165H88V164H86ZM58 166V165H57ZM93 166H96V165H94L93 164ZM99 166V165H98ZM106 166H107V164H106ZM79 165H78V169H79ZM82 167V166H81ZM101 167H103V166H101ZM71 168V167H70ZM94 168V167H93ZM65 169V168H64ZM63 169V170H64ZM78 169H74V170H76V171H78ZM87 169V168H86ZM95 169V168H94ZM73 169H71V171H72ZM80 170V172L79 173H81L82 171H84V170H82L81 171V169H79ZM89 171H90V169H88ZM87 170V171H88ZM106 170V169H105ZM69 169H66V173L68 172V174H66L65 172H63L64 174H66V176H69V177H72L73 178V176H75L74 174H72L73 176H70L71 175V173H69V172H71ZM184 171V170H183ZM182 171V172H183ZM187 171V170H186ZM73 173H75V172H73ZM86 173V172H85ZM88 173L89 172H87L86 173V175H88ZM103 173V172H102ZM59 174H62L61 172H59ZM82 174V173H81ZM90 174H93L92 172H90ZM89 174V175H90ZM55 175H58V172L55 174ZM78 175V174H77ZM76 175V176H77ZM80 175V174H79ZM186 175V172L184 171L183 172V176H185ZM60 176V175H59ZM94 176V175H93ZM186 176H188V175H186ZM56 177V176H55ZM61 177V176H60ZM68 177V179H70ZM84 177V176H83ZM86 177V176H85ZM57 178H58V176H57ZM63 178H64V175H63ZM71 178V179H72ZM78 178V177H77ZM88 179H89V176L87 177ZM95 178H96V176H95ZM98 178V177H97ZM138 178V177H137ZM64 179H66V177L64 178ZM67 179V180H68ZM92 179L93 180H95L94 179V177H92ZM92 179H89L90 181L92 180ZM53 180V179H52ZM56 178H55V183L56 184H58V183H61V185L60 184H58V185H60L61 187L62 186H64V187H62V189H64L65 188V186H67V184L66 183H64V180L61 178V182H59V180L56 182ZM78 180H79V178H78ZM48 181V180H47ZM63 181V182H62ZM77 181V180H76ZM83 181H85L84 179H83ZM169 181V180H168ZM168 181L166 180V179H164L163 180V182L164 183H166L165 184V186H169V183H168ZM72 182V181H71ZM70 182V183H71ZM78 182H81V181H77V182H75L76 184L78 183ZM89 182V181H88ZM120 182V181H119ZM54 183V184H55ZM68 183H69V181H68ZM75 183L73 182L72 183V185L74 184L75 185ZM81 183H84V182H81ZM86 183V182H85ZM91 183H92V181H91ZM154 183V182H153ZM48 184H49V182H48ZM66 184V185H65ZM78 184H80V183H78ZM87 184V183H86ZM140 184V183H139ZM155 184V183H154ZM71 184H68V186H72ZM81 185V184H80ZM55 186H57V185H54V188H55ZM77 186V185H76ZM95 186V185H94ZM124 186H126L125 185V183H124ZM123 186V187H124ZM128 186V185H127ZM73 187V186H72ZM75 187V186H74ZM114 187V186H113ZM112 187V188H113ZM49 188V187H48ZM54 188H53V190H54ZM100 188V187H99ZM126 188V187H125ZM177 188V187H176ZM195 188V187H194ZM196 188H197V186H196ZM55 189H57L58 191H59V188L57 187V188H55ZM66 189V188H65ZM64 189V190H65ZM52 190V191H53ZM63 190V191H64ZM182 190V189H181ZM51 191V190H50ZM51 191V192H52ZM55 191V190H54ZM62 191V190H61ZM62 191V192H63ZM95 191V190H94ZM143 191V190H142ZM56 192V191H55ZM259 192V191H258ZM65 193V192H64ZM160 193V192H159ZM163 193V192H162ZM167 193V192H166ZM182 193V192H181ZM51 194V193H50ZM67 194H69V193H67ZM78 194V193H77ZM94 194V193H93ZM116 194V193H115ZM59 195V194H58ZM64 194H61L60 196H56V197H54V196H52V199H55V203L53 202V200H51L52 201V203L50 202V204H57V202H58V204H61V203H63L64 201V197H65V199L67 198L68 200H69V198H71V202H72V199L74 200V198H77V197H75L76 195H75V193L73 192V193H71V194H69V195H67V197H66V195L65 196H63ZM198 195V194H197ZM80 196V195H79ZM98 196V195H97ZM167 196V195H166ZM47 197H49V196H47ZM54 197V198H53ZM169 196H167V198H165L166 200V202L165 203H163V204H159V205H157V206H155V205H151L150 204V206L149 207H146V209H142V211H140L139 213H134L133 215H131V214H128V215H124L123 217H122V219L120 220V223L116 226V227H114V228H112V229H108L107 227V229H105V230H107V231H103L104 233H103V235H102V232H101V235L100 234H98L97 236L95 235V233H93L92 234V237L95 235L96 237H94V238H91L92 239V241H93V248L95 247L96 249H100V246L99 245H101L102 244V249H104L103 251H105L104 253L107 255V258L106 257H104L105 255L103 254V252H102V254L104 255L103 256V259L104 258H106V259H108L107 260V262L109 263V261H111V262H113V261H115V257L118 255V256H120L122 253V250H123V254L126 252V248H124V249H122L121 251H119L118 249L120 248V246L122 245V242H123V240L125 241V239H127V240H129V241H136V240H140L139 239V236H136V233H138V230L139 229H137L136 230V226L138 225V223L140 222L142 225H143V227L145 228V231L147 232V233H149V238H151L152 239V241L153 242H156L157 244H159L160 245V247L155 251V253L153 254V255H151V256H149V253L148 252H146V258H149L151 261H149L148 262V264L150 263V264H166V261L164 260V257H162V255L161 254H159V252H160V250L163 248V246H165V247H167L166 246V243L167 244H170V245H175L174 247H173V250H172V252H169V251H171V250H168V252H169V254H171L172 255V257H173V260H175L176 261V259L174 258L175 256V254L177 255V254H179V255H181V257H183V259H182V261H184V262H181V260L179 261V259H177L179 262L178 263H180V264H182V263H184V264H191V262H192V264H195L196 262H197V257L195 256V255H193V252H192V254L190 253H185L184 251L185 250H183V251H181L180 250V248L178 247L179 245H178V240H177V237H176V228H178V224H179V222H181L180 220L181 219H183V221L186 219V217L189 215V210H188V207H186L187 205H186V203H190V202H187V201H183L182 199H177V200H175V201H170L169 200V198H168ZM198 197V196H197ZM46 198V197H45ZM131 198V197H130ZM137 198V197H136ZM199 198V197H198ZM207 198V197H206ZM50 199H51V197H50ZM50 199H48V200H50ZM66 199V200H67ZM44 200H46V199H44ZM48 200H47V203H48ZM76 200V199H75ZM75 200L73 201V202H75ZM198 200V199H197ZM199 200H201V198H199ZM177 201V202H176ZM175 204H174V203ZM185 204H184V203ZM47 203H45V204H47ZM69 204H71L70 202H68ZM152 203V202H151ZM156 203V202H155ZM197 203V202H196ZM49 204V205H50ZM64 205L65 204H67V203H63ZM77 204V203H76ZM148 204V203H147ZM157 204H158V202H157ZM72 205V204H71ZM70 205V206H71ZM195 205V204H194ZM46 206H48V205H46ZM52 206V205H51ZM57 206H60V205H57ZM69 206V205H68ZM67 206V207H68ZM55 207H56V205H55ZM64 207V206H63ZM75 207V206H74ZM191 207V206H190ZM49 208V207H48ZM47 208V209H48ZM58 208H60V207H58ZM69 208V207H68ZM67 208V209H68ZM71 208V207H70ZM69 208V209H70ZM145 208V207H144ZM60 209H62V208H60ZM65 209H66V206H65ZM72 209H74L73 207H72ZM197 211H195L196 212V214H198V208H195ZM52 209H49L48 211H50V213H52V211H51ZM75 210V209H74ZM56 211V210H55ZM73 211V210H72ZM191 211V210H190ZM193 211H194V209H193ZM64 212V211H63ZM133 212V211H132ZM138 212V211H137ZM49 213V214H50ZM56 213V212H55ZM192 213V212H191ZM33 214V213H32ZM37 215V214H36ZM191 215V214H190ZM43 215H41V217H42ZM36 217V216H35ZM40 217V219H43V217L41 218ZM38 218V217H37ZM189 219V218H188ZM38 220V219H37ZM186 221H188V220H186ZM99 223V222H98ZM108 223V222H107ZM185 223V222H184ZM188 223V222H187ZM186 224V223H185ZM184 224V225H185ZM96 225V224H95ZM101 225V224H100ZM112 226V225H111ZM114 226V225H113ZM179 226H180V224H179ZM191 226H192V224H191ZM78 227H80V226H78ZM95 227H97V226H95ZM189 227V226H188ZM261 227V226H260ZM71 229V228H70ZM86 229V228H85ZM101 229V228H100ZM182 229V228H181ZM78 230V229H77ZM89 230H90V228H89ZM89 230L87 231V232H89ZM94 230H98V229H94ZM101 230H104V229H101ZM188 230V229H187ZM190 230V229H189ZM178 231V230H177ZM79 232V231H78ZM93 232V231H92ZM160 233L162 236H164V239H165V242H163L164 240H162V241H159L156 237H155V235H154V233ZM261 232V231H260ZM41 233V232H40ZM83 233V232H82ZM96 233H98V232H96ZM179 233V232H178ZM184 233V232H183ZM264 233V232H263ZM46 234V233H45ZM260 234V233H259ZM80 235V234H79ZM79 235H78V237H79ZM89 235H91V234H89ZM88 235V236H89ZM100 235V236H99ZM188 235V234H187ZM13 237V236H12ZM264 237V236H263ZM48 238V237H47ZM52 238V237H51ZM77 238V237H76ZM189 239L190 240H192V237L191 236H189ZM40 240V239H39ZM51 240V239H50ZM104 240V241H103ZM55 241H56V239H55ZM82 241V240H81ZM90 241V240H89ZM132 241V242H133ZM138 241H137V243L135 244V245H132L133 243H130L131 244V246H136L137 244H138ZM52 242H53V239H52ZM126 242V241H125ZM125 242H123V243H125ZM139 242H142V240H140ZM191 242V241H190ZM9 243V242H8ZM84 243V242H83ZM86 243V242H85ZM92 243V242H91ZM127 243V242H126ZM50 244V243H49ZM192 244V243H191ZM125 245V244H124ZM127 245V246H126ZM125 246L126 247H128V243L126 244ZM20 246V245H19ZM123 246V245H122ZM125 246H123V247H125ZM130 246V245H129ZM122 247V248H123ZM169 247V246H168ZM171 247V246H170ZM6 248V247H5ZM17 248V247H16ZM24 248V247H23ZM45 248V247H44ZM57 248V247H56ZM91 248V247H90ZM95 248H94V250H95ZM135 249L137 248V247H134ZM21 249V248H20ZM27 249V248H26ZM134 249V250H135ZM7 250V249H6ZM54 250H55V248H54ZM92 250V249H91ZM90 250V251H91ZM117 250V251H116ZM164 250H166V249H164ZM163 250V251H164ZM20 251V250H19ZM86 251V250H85ZM93 251V250H92ZM129 251V250H128ZM127 251V253H129ZM133 251V250H132ZM3 252V251H2ZM17 252V251H16ZM23 252V251H22ZM38 252V251H37ZM49 252V251H48ZM77 252V251H76ZM86 252H88L87 254L84 252V251H81V253H79L77 256H76V258H74V259H76V261L79 259V261H81L80 263L81 264H89V261H87L88 260V256H89V251H86ZM138 252V251H137ZM162 252V251H161ZM1 253V252H0ZM11 253V252H10ZM126 253V254H127ZM130 255H132V253L133 252H131V250H130ZM163 253H166L165 251L163 252ZM6 254H8V253H6ZM76 254V253H75ZM91 255L93 254V252L92 253H90ZM95 254V253H94ZM97 254V253H96ZM125 254V255H126ZM134 254V253H133ZM168 254V255H169ZM4 255V254H3ZM15 255V254H14ZM125 255H122V256H125ZM130 255H129V258H130ZM138 255V254H137ZM1 257H3L2 255H0ZM13 256V255H12ZM128 256V255H127ZM136 256V255H135ZM134 256V257H135ZM167 256V255H166ZM178 256V255H177ZM176 256V258H178ZM11 257V256H10ZM92 257V256H91ZM95 257V256H94ZM102 257V256H101ZM101 257H100V259H101ZM132 257H133V255H132ZM132 257L130 258V259H132ZM140 257V256H139ZM170 257V256H169ZM181 257H180V259H181ZM23 258V257H22ZM95 258H97V257H95ZM94 258V259H95ZM120 258L122 259V258H124V257H121L120 256ZM128 257H126V259H127ZM129 258H128V260H126V262L128 261L129 262ZM1 260H0V262H2V259L3 258H0ZM9 259V258H8ZM91 259V258H90ZM98 259H99V256H98ZM119 259V258H118ZM136 259H138V258H135V259H133L134 261H136ZM139 259H141V258H139ZM139 259H138V261H139ZM167 259V258H166ZM5 260V259H4ZM11 260H12V258H11ZM132 260V262H130V264L131 263H134V261ZM168 260H169V258H168ZM23 261V260H22ZM21 261V262H22ZM76 261H75V263H76ZM105 261V260H104ZM104 261L102 262V264H104ZM118 261V260H117ZM119 261H120V259H119ZM122 261H124V260H122ZM131 261V260H130ZM142 261L143 260H141V263L140 264H142ZM171 261V260H170ZM5 262V261H4ZM2 263V264H5V263ZM106 262V261H105ZM106 262V263H107ZM110 262V264H113V263H111ZM121 262V261H120ZM119 262V263H120ZM140 262V261H139ZM138 262V263H139ZM173 262V261H172ZM199 262V261H198ZM23 263V262H22ZM33 263V262H32ZM79 262H78V264H80ZM107 263V264H108ZM115 263V262H114ZM137 263V264H138ZM1 264V263H0ZM13 264H14V262H13ZM16 264V263H15ZM126 264H128V263H126ZM167 264H169V262L167 263ZM172 264V263H171ZM176 264V263H175Z\"/></svg>",
  "mask_w": 264,
  "mask_h": 264
}]
</instances>
